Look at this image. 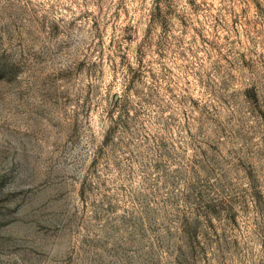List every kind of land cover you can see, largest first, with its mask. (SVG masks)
Instances as JSON below:
<instances>
[{"label": "rangeland", "instance_id": "rangeland-1", "mask_svg": "<svg viewBox=\"0 0 264 264\" xmlns=\"http://www.w3.org/2000/svg\"><path fill=\"white\" fill-rule=\"evenodd\" d=\"M0 264H264V0H0Z\"/></svg>", "mask_w": 264, "mask_h": 264}]
</instances>
